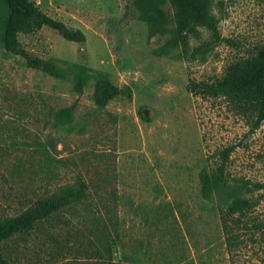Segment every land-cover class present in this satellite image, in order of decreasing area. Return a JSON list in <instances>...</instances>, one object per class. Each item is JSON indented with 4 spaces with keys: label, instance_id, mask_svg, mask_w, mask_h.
I'll use <instances>...</instances> for the list:
<instances>
[{
    "label": "rangeland",
    "instance_id": "374dc122",
    "mask_svg": "<svg viewBox=\"0 0 264 264\" xmlns=\"http://www.w3.org/2000/svg\"><path fill=\"white\" fill-rule=\"evenodd\" d=\"M33 1L64 28L20 33L30 55L107 71L132 96L100 108L93 82L75 93L72 74H45L0 45V218L65 185H89L82 202L5 241L10 263L264 264V191L243 193L256 204L229 218L228 236V199H206L200 190L202 170L216 169L229 146L232 186L264 183V122L249 133L226 98L187 89L190 80L221 77L264 43V0H212L221 34L232 42L212 43L199 27L187 54L162 55L156 50L167 36L148 39L134 0ZM165 9L174 16L170 3ZM66 29L82 30L86 41L68 40ZM204 43L205 52L195 51ZM75 101L73 119L56 123L54 113Z\"/></svg>",
    "mask_w": 264,
    "mask_h": 264
},
{
    "label": "trees",
    "instance_id": "16d2710c",
    "mask_svg": "<svg viewBox=\"0 0 264 264\" xmlns=\"http://www.w3.org/2000/svg\"><path fill=\"white\" fill-rule=\"evenodd\" d=\"M170 3L175 9L173 17L165 9ZM139 11V19L148 26V39L166 35L163 45L156 54H169L175 49L189 52L190 35L199 36V27L207 28L212 35V43L232 42L222 36L219 18L212 12V0H134ZM44 26L63 29L64 24L42 11L33 0H0V45L9 53L19 55L26 64L45 74L58 79H66L73 75V92L82 94L93 82L94 103L105 108L112 100L132 96L129 85H116L109 72L94 69L80 63H69L62 67L57 58L42 59L34 57L22 46L19 34L32 33ZM68 40L84 43L85 33L80 29H66ZM210 43H204L195 51L205 52ZM187 89L194 94L207 97H224L234 105L237 112L246 118L249 133H254L264 122V43L254 47L249 55L230 63L225 73L213 80H190ZM78 102L65 106L54 113L56 123L71 121ZM140 115L145 118L142 111ZM234 150L229 146L221 152L222 162L213 170L204 169L200 174L201 195L209 199L215 193H223L229 201L226 217H223L225 232L231 234L229 218L237 213L245 214L252 209L256 201L243 197V193L257 190L264 191V183L243 181L239 187H233L225 175L226 163ZM89 185L80 181L73 185H65L57 191L38 197L30 206L18 215L0 218V264H11L3 243L19 234L30 233L38 225L60 211L82 202L88 197ZM118 218L114 213V226ZM118 264V263H114Z\"/></svg>",
    "mask_w": 264,
    "mask_h": 264
},
{
    "label": "water",
    "instance_id": "95a60500",
    "mask_svg": "<svg viewBox=\"0 0 264 264\" xmlns=\"http://www.w3.org/2000/svg\"><path fill=\"white\" fill-rule=\"evenodd\" d=\"M64 31V30H63Z\"/></svg>",
    "mask_w": 264,
    "mask_h": 264
}]
</instances>
